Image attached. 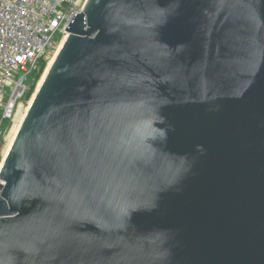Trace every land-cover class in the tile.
<instances>
[{"label":"water","instance_id":"water-1","mask_svg":"<svg viewBox=\"0 0 264 264\" xmlns=\"http://www.w3.org/2000/svg\"><path fill=\"white\" fill-rule=\"evenodd\" d=\"M0 169V264H264V0H86Z\"/></svg>","mask_w":264,"mask_h":264},{"label":"built area","instance_id":"built-area-1","mask_svg":"<svg viewBox=\"0 0 264 264\" xmlns=\"http://www.w3.org/2000/svg\"><path fill=\"white\" fill-rule=\"evenodd\" d=\"M85 2L0 0V169L6 133L40 62L68 36L64 29Z\"/></svg>","mask_w":264,"mask_h":264},{"label":"bare ground","instance_id":"bare-ground-1","mask_svg":"<svg viewBox=\"0 0 264 264\" xmlns=\"http://www.w3.org/2000/svg\"><path fill=\"white\" fill-rule=\"evenodd\" d=\"M66 38H67V36H64V37L62 38V40L59 42V44L57 45L56 49L51 53V55H49V56L47 57V59H46L47 62H46L45 68H44V70H43V73H42L40 79L38 80V82H36L35 90H34L33 94L31 95L30 100H29V102L27 103V105H23L22 103L19 104V106H18V108H17V111H16V114H15L13 120H12V124H11V126H10V128H9V130H8V132H7V134H6L7 138H6V136H5L6 143H5V145H4V149H3V152H2V156H3V158H2V161H3L2 164L4 163V160H5L6 154H7L8 150H9V148H10V146H11V143H12V141H13V139H14V137H15L17 131H18V128H19L21 122L23 121V119H24V117H25V114H26V112H27V110H28V108H29V105H30L31 102H32V99L34 98V96H35L37 90H38L39 87L41 86V84H42V82H43V79H44L45 75L47 74L49 68L51 67V65H52V63H53L55 57L57 56L59 50H60L61 47L63 46V44H64ZM18 114H19V118H18V120H17L16 122H14V120H15V118H16V116H17Z\"/></svg>","mask_w":264,"mask_h":264},{"label":"trees","instance_id":"trees-1","mask_svg":"<svg viewBox=\"0 0 264 264\" xmlns=\"http://www.w3.org/2000/svg\"><path fill=\"white\" fill-rule=\"evenodd\" d=\"M46 62L45 61H41L40 65H39V69L37 70V72H35L34 74V79L33 82L31 84L30 89L28 90V92L25 94L23 101H28L31 97V95L33 94L34 90H35V86H36V82H38V80L40 79L43 70L45 68Z\"/></svg>","mask_w":264,"mask_h":264},{"label":"rangeland","instance_id":"rangeland-1","mask_svg":"<svg viewBox=\"0 0 264 264\" xmlns=\"http://www.w3.org/2000/svg\"><path fill=\"white\" fill-rule=\"evenodd\" d=\"M51 55V54H50ZM45 62H47V61H45ZM36 87V86H35ZM30 100V99H29ZM29 100L28 101H22V104L23 105H27V103L29 102ZM18 118H19V114L16 116V118H15V120H14V122H16L17 120H18ZM12 124V123H11ZM11 124H10V126H11ZM7 134V133H6ZM6 138H7V136H6ZM5 143H6V140H4V142H3V149H4V145H5Z\"/></svg>","mask_w":264,"mask_h":264}]
</instances>
